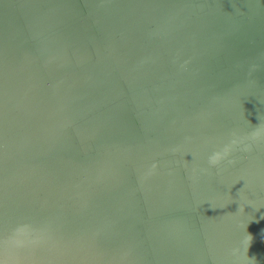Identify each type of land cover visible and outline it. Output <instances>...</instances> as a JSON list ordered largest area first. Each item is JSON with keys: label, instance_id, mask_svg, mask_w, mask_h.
I'll list each match as a JSON object with an SVG mask.
<instances>
[{"label": "water", "instance_id": "water-1", "mask_svg": "<svg viewBox=\"0 0 264 264\" xmlns=\"http://www.w3.org/2000/svg\"><path fill=\"white\" fill-rule=\"evenodd\" d=\"M0 264H264V0H0Z\"/></svg>", "mask_w": 264, "mask_h": 264}, {"label": "clouds", "instance_id": "clouds-1", "mask_svg": "<svg viewBox=\"0 0 264 264\" xmlns=\"http://www.w3.org/2000/svg\"><path fill=\"white\" fill-rule=\"evenodd\" d=\"M209 159H210V162L215 163L219 159V154L218 153L213 154V156L210 157Z\"/></svg>", "mask_w": 264, "mask_h": 264}]
</instances>
